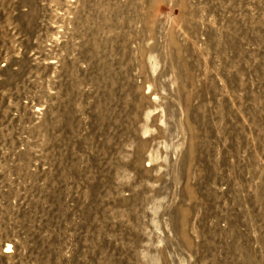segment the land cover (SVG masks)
Returning a JSON list of instances; mask_svg holds the SVG:
<instances>
[{"label": "rangeland", "instance_id": "rangeland-1", "mask_svg": "<svg viewBox=\"0 0 264 264\" xmlns=\"http://www.w3.org/2000/svg\"><path fill=\"white\" fill-rule=\"evenodd\" d=\"M0 264H264V0H0Z\"/></svg>", "mask_w": 264, "mask_h": 264}]
</instances>
